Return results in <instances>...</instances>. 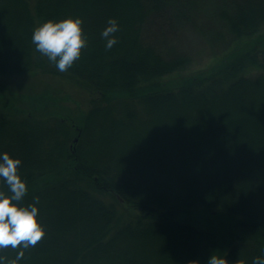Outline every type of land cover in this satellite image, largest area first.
Returning <instances> with one entry per match:
<instances>
[{"label":"trees","instance_id":"1","mask_svg":"<svg viewBox=\"0 0 264 264\" xmlns=\"http://www.w3.org/2000/svg\"><path fill=\"white\" fill-rule=\"evenodd\" d=\"M197 1L200 0H0V86H9L1 81L11 82L15 77L27 78L39 71L67 79L86 88L89 94L91 92L101 96V100H93L94 106L89 113L87 111L75 115L61 113L58 108L51 109L58 99L55 97L58 92L56 89L52 91L47 88L38 95L23 94L22 98L29 100V107L17 102L15 104L13 100L0 102V152L9 151L13 156L22 158L27 150L21 137L23 143L34 151L42 149L32 125L46 127L41 130H53L47 125L56 126L57 123L40 119L36 116L39 112L41 115L45 113L47 118H58L68 129L83 130V133L88 130L92 137L87 151L97 152L92 158L106 166L105 169L93 167L100 171L97 173L98 180L92 177L93 173L84 179L87 182L84 186H95L99 195L95 196L83 189V201L91 205L90 208L84 206L82 215L86 217L81 218L78 229L74 228L69 233L71 236L65 234V237L57 241L51 236L52 232L46 230L41 242L24 250V257L19 264H199L197 261H205L206 255L212 253L214 237L209 227L216 216L209 213L212 217H191L193 213L199 212L192 209L201 204L188 197L194 191V186L188 188V192L173 197L176 176L172 175L177 172L175 165L168 166V173H164L163 169L157 170L155 174L146 173L145 166H161L163 161L177 162L180 171L194 174L192 184H201L199 173L203 170H208V174L217 170L214 173L219 182L210 183L205 189L208 195L218 196L220 192L232 200L235 198L245 202L246 198L242 197L255 191L256 194H249L250 199L260 202L258 206L264 207V186L261 187L264 184V62L256 64L262 71L256 78L247 76V72L242 77L238 74L239 80L232 87L215 93V96L208 94L213 86L210 79H214L222 68L231 63L239 71L245 69L246 58L259 59L260 53L264 54V2L257 4L256 0H224L225 8L220 11V21L235 44L229 47L230 50L218 64L211 70L176 79L170 84L155 80L162 81L168 73L187 68L191 60L175 49L166 57L158 53L157 42L149 41L145 35L147 28L156 24L163 30L161 24L167 23L171 31L178 20L190 22L199 4ZM249 4L257 5L254 7L257 10L248 11ZM227 8L234 9V12L230 14ZM67 15L83 18L87 42L80 58L67 71L62 72L36 50L31 35L34 27L43 20L60 19ZM111 17L117 19L119 30L113 34L117 38L116 44L109 49L101 33ZM165 35L166 32H163L161 37ZM103 53L108 55L103 57ZM142 79L150 80L153 84L136 89ZM197 82L201 84L198 88ZM221 86H227V83ZM173 87H177L180 92L176 95L170 93ZM124 95L141 98L143 102L139 100V103L145 104V113L141 114L138 107L133 112L131 109L129 111L124 101L117 105V100ZM168 105H175V108L162 110L163 106ZM188 107L190 109L186 111ZM200 119L203 120L196 123ZM218 120L223 121L218 123ZM180 122H184L182 127L178 126ZM194 122L197 126L190 128ZM158 126H167L166 130L172 131V134L167 135L170 138L175 136L176 139L168 141L166 145L168 137H161V141H153L152 148L147 149L141 147L137 135L123 142L131 130H152ZM245 127L255 129L253 131L257 135H249L239 144L230 139L231 146L226 149L217 145L226 142L224 138L228 131L230 133L227 136L237 135V130ZM115 130H124L118 142L110 138L117 136ZM196 133L201 140L210 139L212 142L217 137L219 140L216 145L213 143L211 148L207 146L203 151L193 147L190 141L191 134L196 138ZM46 136L43 135L42 142H46L43 141ZM108 153L112 155L107 157ZM34 154L32 152L30 160ZM118 154L123 156L121 160H117ZM131 154L135 157L131 158ZM126 157L134 161V167L138 166L128 168L124 162ZM26 164L22 165L20 172L29 184L24 200L32 202L37 196L40 200L50 190L40 189L39 184L33 180L35 172ZM245 168L257 174V177L251 178L249 185L244 183ZM126 175L130 180L122 183L131 184L127 185L128 191L135 199H152V204L149 203L142 214L129 204L135 211H126L117 197L118 194L129 201L124 190L117 185ZM75 183L76 180L69 183L63 181L62 187ZM149 183L154 184L153 188L148 186ZM157 183L162 185L157 187ZM243 186L246 188L240 191L245 192V196L237 191ZM3 187L0 184V188ZM230 193L234 197L229 196ZM74 196L76 198L77 193ZM136 204L143 205L144 202L136 201L133 206L137 207ZM262 207H257L256 212L264 215ZM120 208L124 214L130 213L132 218L120 214ZM65 212L72 217L67 223L77 221V211L64 210L60 216L63 217ZM43 216L39 211L38 219L48 220ZM225 216L230 217L227 220L234 227L237 225L234 215L220 217ZM248 217L252 223L264 226V216L253 213L248 214ZM233 232H236L235 229ZM247 238L250 240V237ZM236 239L233 234L232 247L230 250L227 248V259H240L235 253ZM17 251L9 246L0 249V255L11 259Z\"/></svg>","mask_w":264,"mask_h":264},{"label":"rangeland","instance_id":"2","mask_svg":"<svg viewBox=\"0 0 264 264\" xmlns=\"http://www.w3.org/2000/svg\"><path fill=\"white\" fill-rule=\"evenodd\" d=\"M223 1L224 0L197 1L200 5L198 4L196 6L195 16L192 17V19H190V22H186L184 20H178L171 27V31H169L170 30L169 24L167 23L161 24L164 27L163 30L159 29L156 24H153V26L147 28L145 35L147 39H149V41L154 43L157 42L158 51H159V52L157 51L158 53L166 57L172 49H175L186 54L191 60L190 65L187 68L180 69L174 73H168L165 77L162 78V81L159 79H155V80L159 81V83L173 82L176 79H181L188 75H193L199 72L200 73L206 72L209 69L211 70L213 66L218 64L219 60L223 57V55L227 53L228 50H230L229 47L235 44L231 34H229V32L221 25L220 11L225 8ZM256 1H258L257 4H261L264 2L263 0H256ZM262 5H264V3ZM256 6L257 5L253 6L252 4H249L247 10L255 11L257 10L256 8H254ZM227 11H229V13L231 14L234 12V9L227 8ZM163 32H166L164 38L161 37L163 36ZM101 55L105 57L108 54L103 53ZM260 61L264 62L263 53H260L259 59L246 58V61L244 63L245 69H240L239 71H236V69L233 67V64L231 63L228 64L215 75L214 79H216V82H214V79H210L209 82L213 86L208 92V94H210L211 96H215V93L223 92L228 88L232 87L239 80L238 74L240 77H242L247 72L246 73L247 76L256 78L257 75L260 72H262L256 66V64L259 63ZM253 70H254V74H253ZM15 78H12L11 82L1 81V83L7 84L9 86L6 85L0 86V102L6 100L7 101L13 100L15 101V104L17 102L20 104H26L29 107L28 104L29 100L23 99L22 98L23 94L30 93L32 95L33 94L38 95L41 91L46 90L47 88H49L52 91H55L56 89L58 92L57 95L55 94V97L58 99L54 102V106H52L51 109L58 108V110L61 113L66 112L75 115L77 113H82V112H84L85 114V112L87 111L89 113L92 110V105L94 106L93 100L96 101L101 100L100 95L96 96L91 92L89 94L86 88L84 87L81 88L82 86L80 87L67 79H63L57 76L42 74V72L39 71L27 78H20V79L19 78L15 79ZM149 81L150 80L142 79L139 82L136 89L140 88V86L149 87L150 85L153 84L150 83ZM224 82L227 83V86H221V84H223ZM196 86L197 88L200 87L201 86L200 82H197ZM169 92L170 93L174 92L173 94L176 95L180 91H178L177 87H173L171 88V90H169ZM249 96L252 95L249 94ZM122 97L123 98L117 100V105L121 101H124L125 107L129 111L131 109V111L133 112L137 110L138 107L139 112L141 114L145 113L144 110L145 104L139 103V100L143 102L141 98L126 97L125 95ZM117 98L118 97H116L114 101ZM178 106H182V105H178ZM174 108L175 105H168V106H163L162 110L168 111ZM189 109L190 108L188 107V109L185 110L187 111ZM38 114L39 115L36 116L40 117V119L49 120L57 124L56 126H53L51 124L47 125V127L53 130H41V128H46V127L40 126L38 124L32 125V129H35L37 133V138L40 139L39 142L41 143H39L38 145L40 148H42L41 150L34 151L32 147L30 148L26 146V144L23 143L24 140L21 137L22 144L27 151L22 156V158H20L22 163L19 166L20 168L19 171L22 172V165L27 163L26 167H29L30 170L35 172L33 174V180L37 184H39L40 189L44 190L46 188H49L50 193L44 194L43 195L44 197L39 200V204H38L40 212H42L45 218H47L48 220L46 219H38V220L43 224L45 228V232L46 230H50L52 232L51 236L53 235L57 241L59 238H62L65 234H69L71 230L76 228L80 224L81 218L86 217L82 215L83 208L84 206L90 208L91 203L87 204L83 201L84 200L82 198L84 194L83 189L86 191L89 190L95 196L99 195L95 186H90V187L84 186L85 183H87L84 179L90 173H93L92 177L95 180H98L99 176L97 175V173H100V171L93 167L100 166L105 169L106 166L100 163L97 159L94 160L92 158V156L95 155L97 152L90 153L87 151L88 145L90 147V138L92 137V135L89 136L90 133H88V130L86 133H83V130L68 129L62 124L63 121H59L58 118H47V115L45 113L44 115H41L38 112ZM146 116H147V111H146ZM73 119L76 121L78 120L77 117H73ZM201 120L203 119L196 121V123H200ZM213 121L215 122L216 119H213ZM222 121L223 120H218V123H222ZM196 123L194 122L190 126V128L192 126L193 127L197 126ZM67 124L74 125L72 123H67ZM178 124H179L178 126L182 127L184 125V122H180ZM162 126H158V128H153L152 130H131V132L126 135L128 136V138L124 139L123 142L130 141L132 140L130 136L137 135V140L141 143L140 144L141 147H145L147 149V148H152L153 141L154 142L161 141L160 140L161 137L165 136L168 137L166 142L167 145L168 141L175 140L176 138H174L175 136H172L170 138V135L167 134H170L172 131L166 130L167 126L166 127H162ZM156 129H161V130H156ZM253 130L255 129L251 127L250 128L245 127L240 130H237L236 133L237 135L227 136L228 133H230L228 131L226 137L224 138L226 139L225 140L226 144L224 142L217 144L219 140L218 137L213 138L215 141L212 140V142L210 139L209 141L201 140L202 138L201 137L198 138L199 134L197 133L195 134L196 138H194L193 135L191 134L192 138L190 141L193 144L192 145L193 147H197L199 149H202L203 151L205 148H207V146L208 148H211L213 146L212 145L213 143L215 145L217 144L220 147H224L226 149L229 148V146H231L232 142L230 139L235 140V142L239 144L249 135L252 136L254 135V133L255 135H257L256 131ZM24 131H31V130H24ZM115 131L117 133V136L114 135V137L111 136L110 138L112 140L116 139L118 142L119 135L124 133V130H115ZM175 134L179 135L178 133ZM43 135H47L46 138H44L43 140L46 142H42ZM1 140L4 141L3 138H1ZM29 142L32 141L30 140ZM32 152H34L35 154L33 156L34 158L30 160ZM110 155L112 154L108 153L107 157H109ZM130 156L131 158L135 157L134 154H131ZM116 157L117 160L118 159L121 160L123 158V156H120L119 154ZM78 158L80 159L77 162ZM131 158L126 157L124 159L126 161L124 160L122 161H124L125 164L128 165V168L132 166L131 169H133L135 163ZM137 160H139V157L136 159V161ZM174 163H175L174 161L172 163L168 161H163L161 166H156L155 164H153L155 165V167L154 166L152 167L151 165H147L145 166L146 173L155 174L157 170L160 169H163L164 173H168L170 170L168 169V166L175 165V169L177 170V172H175L172 175V176H176L175 178L176 187L174 189L175 192L173 197L175 195L177 196L178 194L188 192L190 190L188 188L194 186V191L190 193L188 197H190L191 201L201 204L195 207L194 205L191 206V208L194 207V209L192 210L199 211L197 213H193L191 217L193 218H198V217L204 218L206 216L212 217L210 214L216 216V218L212 222L211 228L209 227L214 237L213 240L214 243L212 244V253L226 255L227 248L228 250H230L232 247V238H233V234H235V237L237 238L235 241V253L239 255L240 259L235 258L234 260V258L229 259L228 257L229 264H253V259L256 256L264 255V226L260 224L252 223L250 218L248 217V214H253V213L264 216L256 212L257 207L258 208L262 207V206H258L260 202L252 201V199H250L249 194L254 195L256 194V192L252 191L250 193H246L245 196V192L242 193L240 190H243L246 187L243 186L241 189L237 190L239 194L241 193L244 194L245 197L242 196L241 197L246 198L245 202L235 198H233L234 200H232L231 198L225 197V195H222V193L220 192L218 196L208 195V193L205 192V189L209 185H211L210 183L218 184L219 182L216 181L215 173L217 172V170L212 171L209 174L207 173L208 170H203L204 172L202 171L200 173L198 172L200 174L199 181L201 184H192V178L195 177L194 174L186 171H180L179 168L180 166L177 164V162L176 164ZM137 166H135L134 168H136ZM140 166H142V164ZM20 174L22 175V177L24 176L23 173ZM255 176L257 177L256 171L251 170L250 168H245L243 173V177L245 179L244 183L249 185L250 184L249 181L251 180V178ZM155 179L157 180L158 177H155ZM72 180H76V183L69 187H62L63 181L65 183H69ZM129 180L130 178L128 177V175H126L124 179L120 180L121 183L117 184L124 190L125 194L129 197L128 198L129 201L127 202L126 200H124L122 196L118 194L117 196L121 200H123L122 203L126 205L124 206L126 211L128 212L135 211L133 208H136L140 212V214H142V210L148 208L149 203L152 204V199L151 198L135 199L128 191L127 185H131V184L122 183V182H129ZM27 185H29L28 181H27ZM161 185L162 184L159 183L156 184L157 187H160ZM148 186L150 188H153L154 184L149 183ZM262 186H264V184L261 185V187ZM219 188L220 186H218V189ZM220 190L222 191V189ZM238 192L236 193L238 194ZM74 193H77L76 198L74 196ZM232 195L233 194L230 193L229 196L234 197ZM136 201L144 202V204L143 205L136 204L135 206L137 207H134L133 204H135ZM128 204L133 208L129 207ZM210 206L212 207V210L210 209L211 208ZM128 209H131V211ZM64 210H68L69 212L77 211L78 212L77 221H72L71 223H67L68 220L69 221L72 220V217L68 216V213L66 212L63 214V217L60 216ZM120 214L125 215L126 218H132L130 213L124 214L122 208H120ZM226 214H232L235 216L237 220V225L235 227L233 226V223L227 220L230 217L228 216H225L226 218L220 217ZM74 217L76 218L75 215ZM178 217L179 219L182 218L181 216H179V214ZM49 218H51V220ZM242 224L244 225V227H241ZM234 229L236 232H233ZM69 236L71 235L69 234ZM247 237H250V240ZM43 238L44 236L38 242H41ZM209 255L210 254L206 255L205 261L199 260L197 261V263L206 264Z\"/></svg>","mask_w":264,"mask_h":264},{"label":"clouds","instance_id":"3","mask_svg":"<svg viewBox=\"0 0 264 264\" xmlns=\"http://www.w3.org/2000/svg\"><path fill=\"white\" fill-rule=\"evenodd\" d=\"M83 18L67 15L63 18H48L36 25L31 40L36 50L55 64L59 71H67L80 58L86 45L83 30ZM119 24L111 17L101 36L106 40V48H112L117 38ZM19 156L9 151L0 152V249L11 247L18 249L14 258L0 255V264H19L24 257V250L35 246L44 236L45 228L38 220L39 197L26 202L27 181L22 177ZM206 264H229L226 255L211 253ZM253 264H264V255L253 259Z\"/></svg>","mask_w":264,"mask_h":264}]
</instances>
